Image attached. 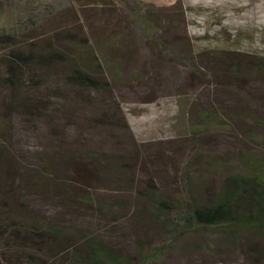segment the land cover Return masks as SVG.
<instances>
[{"label": "rangeland", "instance_id": "374dc122", "mask_svg": "<svg viewBox=\"0 0 264 264\" xmlns=\"http://www.w3.org/2000/svg\"><path fill=\"white\" fill-rule=\"evenodd\" d=\"M232 3L0 0L1 33L65 54L29 93L38 116L11 113V91L0 86L2 214L25 229L37 220L61 229L46 253L34 249L36 262L0 248V264H75L72 252L94 238L124 264H264L254 229L180 235L174 213L149 198L180 211L211 203L240 157L257 152L248 120L264 118V32L227 26ZM74 67L106 85H69ZM104 114L121 125L100 124ZM12 205L32 214L20 218Z\"/></svg>", "mask_w": 264, "mask_h": 264}, {"label": "trees", "instance_id": "16d2710c", "mask_svg": "<svg viewBox=\"0 0 264 264\" xmlns=\"http://www.w3.org/2000/svg\"><path fill=\"white\" fill-rule=\"evenodd\" d=\"M146 25L148 33H153L152 25L150 23ZM65 35L68 39L77 38L72 32H67ZM0 46L2 48L0 86L11 91L10 102L6 104V108L11 113L26 117L38 116L39 100L30 97L29 93L40 83L39 71L49 68L54 60H63L65 54L59 51L41 52L34 46L21 47L16 36L11 33L0 32ZM66 82L72 86L94 90H100L105 84L92 72L80 67L72 69V73L66 76ZM203 117L207 122H212L208 113H204ZM97 121L102 125H121L119 118L111 114H104ZM248 122L259 131H250L248 134L249 139L258 145L257 152H246L240 157L241 168H237L224 178L218 194L211 203L194 204L191 210L180 211L169 200L161 199L156 195L149 196L160 212L174 213L175 226L179 228L180 235L200 227L224 229L231 233L236 229L246 228L254 229L264 239V118L250 117ZM122 125L127 127L125 121H122ZM12 208L17 214L19 213L20 218H24L20 216L21 212L32 211L15 205H12ZM7 220L0 207V248L4 249L3 254L19 252L15 262L18 258L22 259L24 250L28 252L26 258L36 262L34 249L46 253L51 247L53 234H56V237L61 235L58 226L46 227L38 220L30 229L22 226L25 225V221L19 224L13 220L8 224ZM79 247L72 252L75 264L125 263L122 255L101 240L95 238L87 240ZM11 255L12 253L6 254L5 257L13 260Z\"/></svg>", "mask_w": 264, "mask_h": 264}, {"label": "bare ground", "instance_id": "6f19581e", "mask_svg": "<svg viewBox=\"0 0 264 264\" xmlns=\"http://www.w3.org/2000/svg\"><path fill=\"white\" fill-rule=\"evenodd\" d=\"M225 18L228 21L227 26L243 28L251 33L259 32L260 35H263L264 0H234ZM209 25L211 22L207 17L204 19V26Z\"/></svg>", "mask_w": 264, "mask_h": 264}]
</instances>
